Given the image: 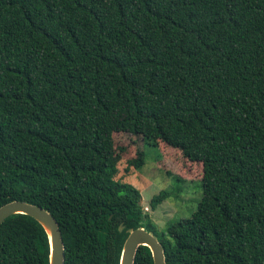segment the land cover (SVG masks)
I'll return each mask as SVG.
<instances>
[{"label": "trees", "instance_id": "16d2710c", "mask_svg": "<svg viewBox=\"0 0 264 264\" xmlns=\"http://www.w3.org/2000/svg\"><path fill=\"white\" fill-rule=\"evenodd\" d=\"M118 136L201 165L190 217L157 234L114 179ZM12 200L55 217L64 264H118L139 226L166 264H264V0H0V206ZM0 264H49L35 219L1 223ZM134 264H153L147 246Z\"/></svg>", "mask_w": 264, "mask_h": 264}, {"label": "rangeland", "instance_id": "374dc122", "mask_svg": "<svg viewBox=\"0 0 264 264\" xmlns=\"http://www.w3.org/2000/svg\"><path fill=\"white\" fill-rule=\"evenodd\" d=\"M115 143L118 147L125 146L126 150L120 155L118 172L114 179L119 183H128L139 191L142 210L147 212L155 224L157 234L166 223L190 217L202 197V181L198 179L201 174L199 163L190 165L178 151L163 146H140L139 141L133 143L120 136L115 138ZM138 146L145 151V163L140 168L135 166L138 158L136 153L139 154ZM162 151L165 153L164 161L160 160ZM173 171H179L180 175L189 179H182ZM161 190L168 191L169 195L152 209L150 199Z\"/></svg>", "mask_w": 264, "mask_h": 264}, {"label": "water", "instance_id": "95a60500", "mask_svg": "<svg viewBox=\"0 0 264 264\" xmlns=\"http://www.w3.org/2000/svg\"><path fill=\"white\" fill-rule=\"evenodd\" d=\"M15 214H25L35 219L46 232L49 242V264H64V243L61 231L55 217L47 209L23 200H12L0 206V225L8 217ZM119 231L124 229L122 224ZM118 264H134L138 248L147 246L150 250L153 264H166L165 250L157 236L144 226L127 228Z\"/></svg>", "mask_w": 264, "mask_h": 264}]
</instances>
